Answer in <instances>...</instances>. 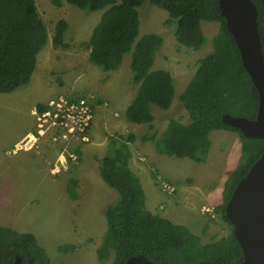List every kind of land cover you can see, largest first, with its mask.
I'll return each instance as SVG.
<instances>
[{
	"label": "trees",
	"instance_id": "16d2710c",
	"mask_svg": "<svg viewBox=\"0 0 264 264\" xmlns=\"http://www.w3.org/2000/svg\"><path fill=\"white\" fill-rule=\"evenodd\" d=\"M57 8L70 4L95 12L105 10L91 39L85 43L90 50L89 61L103 71L120 68L126 55L132 56L133 83L139 85L137 96L126 111L131 123L152 124L151 106L162 110L172 107L175 96L173 75L166 70H153L157 51L163 38L156 34L139 37L138 8L145 2L168 12L165 25L175 26L180 46L197 51L206 45L203 22H220L213 39V51L199 60L196 74L180 98L191 123L170 122L166 132L156 141L158 151L166 156L189 158L204 162L217 130L238 132L243 142V160L230 175L225 189L224 209L237 183L264 153V139H246L242 133L223 122L225 115L255 119L259 107L258 91L243 67L233 35L221 15L219 0H51ZM258 10V25L264 54V0H252ZM66 20L56 24L53 46L68 49ZM48 42V31L37 0H0V93H11L25 87L32 79L38 55ZM151 127V125H150ZM152 128V127H151ZM152 136L144 135L146 142ZM120 142L114 156L102 162V179L119 192V200L105 210L107 233L98 250L103 263L114 255L113 264H125L132 256L144 255L159 264H238L243 261L242 249L234 237L222 238L214 244L202 243V237L186 226L176 225L146 209V197L139 179L130 169L132 157L128 142ZM155 140V139H154ZM81 158L80 150L76 151ZM79 180L70 178L68 193L79 199ZM74 247H60L67 252ZM50 264L46 251L32 233H21L0 226V264Z\"/></svg>",
	"mask_w": 264,
	"mask_h": 264
},
{
	"label": "rangeland",
	"instance_id": "374dc122",
	"mask_svg": "<svg viewBox=\"0 0 264 264\" xmlns=\"http://www.w3.org/2000/svg\"><path fill=\"white\" fill-rule=\"evenodd\" d=\"M37 5L46 23L49 37L54 36L55 25L59 20L68 22L69 30L65 41L70 43L72 48L67 50L72 54L86 50L82 49L83 42H80L81 38L79 39L78 36L88 35L89 40L105 12L104 10L85 11L67 3L62 8H57L51 0H37ZM138 12L139 37L156 34L163 38V45L156 55L157 57L159 53L167 55V64L175 74L171 72L174 78L175 96L170 110L152 106L153 130L147 124L131 123L125 116L127 107L137 96L136 85L131 86L133 85L131 55L125 56L119 69L109 72L92 64L89 59L87 65H85L86 61L74 65L73 60L68 59H59L57 64L52 52L49 54L47 51L50 50L49 38L46 47L38 55L37 70L30 83L9 94L0 93V143L4 144L0 154L5 155L4 163L0 165V224L10 225L9 215L10 221L16 228L21 229V233L33 234L34 232L38 244L48 254L50 264H95L93 256L86 251L88 249L93 252L101 243L99 235L107 229L105 210L119 199L118 192L110 188L102 179L100 170L93 169L90 171V176L94 182L89 188L87 184L84 185L86 191L84 201L74 200L76 205L74 207L60 203L26 204V199L22 198L26 188L24 186L18 188L20 173L13 167L42 161V157L53 161L56 156L51 152L38 154L37 151L20 150L21 141L8 148L5 146L16 136L22 135L26 128L31 133H35L37 121L32 115L33 109L38 103H47L57 96L96 97L94 104L99 106L90 130V143L86 145L84 162L88 161L91 150L104 154L105 131H110L113 138H121V140H127L128 136L135 135L137 140L131 144V149H136L138 154L132 158L131 165L134 171L139 173L136 176L145 193L146 209L174 224L188 227L195 235H199V230L204 226L199 227L202 222L211 229L207 236H205L206 232L201 231L204 243H210L212 238H222L228 230L221 215L219 217L214 215L216 218L212 219L207 214L202 215L201 209L205 207L213 212L214 208L224 204L222 191L226 181L243 160V142L240 134L235 132L239 139V142L235 143L233 141L235 136H231L224 130L212 132L208 155L205 161L200 163L188 158L180 159L162 155L152 141L144 144L140 141L143 135L153 134L154 131H157L158 137H161L166 126H169L173 120H182L184 124L191 123L188 111L181 105L180 98L192 81L199 60L214 50L212 40L219 33L220 23L209 24L207 27L203 25L207 42L200 50L195 51L177 43L174 35L175 26L165 25L169 19L167 11L150 2H145L138 8ZM75 40L78 41L74 42ZM84 54L83 58H87L89 52L86 51ZM50 61L53 68H48ZM156 63L157 59L155 65ZM158 67L159 64L155 66V68ZM108 76L109 79L106 82ZM78 141H70L67 145L55 144L62 152L66 151L64 156L70 164L72 160H69L68 154H75L78 148H81ZM150 143L153 149L151 153L143 149ZM112 156L114 153L109 152L108 157ZM81 160L82 158H79L77 161ZM79 164L81 162L72 163L70 169ZM141 164L142 167H140ZM132 167L130 166L131 169ZM166 186L170 187V190L163 191L162 189ZM14 196L16 199L7 207L6 202ZM3 207L7 208L3 209ZM101 207L103 209H100ZM70 209L76 210L73 213ZM21 216L23 217L19 219L18 217ZM72 244H77L84 251L68 254L60 251V247ZM112 262L113 258L108 264Z\"/></svg>",
	"mask_w": 264,
	"mask_h": 264
},
{
	"label": "water",
	"instance_id": "95a60500",
	"mask_svg": "<svg viewBox=\"0 0 264 264\" xmlns=\"http://www.w3.org/2000/svg\"><path fill=\"white\" fill-rule=\"evenodd\" d=\"M240 52L243 67L258 91L259 107L255 119L225 115L223 122L238 129L246 139H264V54L258 25V10L251 0H219ZM244 259L239 264H264V153L236 185L225 207ZM21 263L17 258L15 264ZM125 264H159L144 255L129 258Z\"/></svg>",
	"mask_w": 264,
	"mask_h": 264
},
{
	"label": "crops",
	"instance_id": "0c3cea01",
	"mask_svg": "<svg viewBox=\"0 0 264 264\" xmlns=\"http://www.w3.org/2000/svg\"><path fill=\"white\" fill-rule=\"evenodd\" d=\"M209 24L218 25L219 22H203L202 23V27H203V25H206V27H207V26H209ZM78 37H79V39L81 38L80 42H83L81 44L82 45V49L84 48L86 50H82V51H80L79 53H76V54L70 53V51L67 50V49H56L53 46V42L50 41V45L48 46L50 48V50H47V51H48L49 54H51V52H52V55L54 57V61H56L57 64L59 62V59H68V60H73V64L74 65H77L79 63L82 64L81 61H86L85 65H87L88 59L90 57V50L88 49V47L86 45L84 46V44L89 42L91 37H90L89 40L87 39L88 35H85L84 37L83 36H78ZM78 40H75L74 42H77ZM67 44L69 45V48L71 49L72 47H71L70 43H67ZM86 51L89 52V55H88L87 58H83V56L85 55L84 53ZM167 57L168 56L165 55L164 53H159L158 57L156 55L155 62H156V59H157L156 65L159 64V67L155 68L156 65L154 64V70H156V71H158V70H166V71H169L170 73L172 72L174 74L173 70L170 69V66L167 64ZM40 61H41V59H40ZM48 68H53V66L51 65V61H50L49 65H48ZM130 68H131V64H130ZM159 68H162V69H159ZM106 78H107L106 79V82H107L108 79H109V76L106 77ZM134 85H136L135 90H136V92H138L139 85L133 83V85H131V86H134ZM174 87H175V85H174ZM127 89H129V88H127ZM93 98H96V97H93ZM133 101H132V103H133ZM101 102L103 103L102 99H101ZM39 104H41V103H38L37 105H39ZM153 106H155V105H153ZM128 107H127V109H128ZM151 111H152V106H151ZM121 116L123 117V115H121ZM125 116H126V113H125ZM126 119H127V117H126ZM168 124H169V122H168ZM147 125L149 126V128L151 130L154 129V121L152 122V124H147ZM150 125H151L152 128L150 127ZM167 128H168V125L166 126V128L164 130L165 132H166ZM110 130L114 131V129H110ZM224 131L228 132V134H230L231 136H235V138L233 140L235 143L239 142V139H238V137H237L235 132L227 131V130H224ZM29 132H30V130H28L26 128V131L22 135L16 136L14 138V140L12 142L6 144L5 147L6 148L11 147L12 144L15 145L19 141L25 140L26 139V134H28ZM105 135H106V137H105L106 151L104 152V154L101 155L99 152H97L95 150H91L89 152L88 161L84 162V159H85L84 158V154L86 153V151H85L86 150V145L90 143V142H88L87 144L84 145V148L81 151L82 156H83L82 163L79 164V165H76V166H72L69 172L65 171V172H63L60 175H53L51 173L52 165H54L55 160L57 159V157H58L59 153L61 152V150H60V148L57 147V145H55V144L51 145V144H49V142L46 143L45 146L41 145V148H40L39 151H37V153L39 154V153H44V152H51V154H55V156H56L55 160L52 161L49 158L42 157V161H35V162L30 163V164H25V165L21 164V165H17L15 167H13L14 170H16V171H18L20 173V176H19V178H20L19 180L20 181L18 183V188H20L22 186H24L26 188V192H24V196L22 197V198L26 199V204H30V203H33V202H34L35 205L60 203V204H66L68 207L76 206L75 203H74V200H72V198L70 197V195H69V193L67 191L69 183H70V178H75V179L79 180V188L77 189V194L79 195V199L77 201L78 202H83L84 201V197L86 196V191H85L84 185L87 184V188H89L91 186V184L94 182V180L90 176V171L92 169L96 170V171L100 170V173H101L102 162H103V160L105 158L108 157L109 152L115 153L116 152L115 150L118 147V145L120 144V142L122 141V142L126 143L127 140H128V137H129L128 136L126 138L127 140H121V138L115 139V138H113L112 133H110V131H108V130L105 131ZM146 135H149V134H146ZM158 135H159V133L157 131H154L153 134H150L149 136H152L150 138H154L155 140L154 139H149L148 141L143 142L142 141V137L144 136L143 135L140 138V141L143 144L144 143H149L150 141H152L153 144H155V147L157 149L156 141L163 136L162 133L160 134V136L162 135L161 137H158ZM136 140H137V136H136ZM131 144H132L131 142H128V145L130 147V151L132 153V157L130 159L129 166L132 167L131 160L138 153H137L136 149H134V150L131 149V146H132ZM3 145H4L3 143H0V151H1L2 147H3ZM242 147H243V145H242ZM143 149L146 150V151H149L150 153L153 152L152 143H150L148 147H143ZM157 151H158V149H157ZM158 152L160 154H162L160 151H158ZM26 153H28V152H26ZM162 155H164V154H162ZM61 158L64 160V157H61ZM4 159H5V155L0 154V165H2L4 163ZM140 167H142V164L140 165ZM132 169L134 171L133 167H132ZM133 173L136 176V174L138 172L134 171ZM94 176H95V173H94ZM118 195H119V192H118ZM15 196H16V194H15ZM15 196L12 197L11 199H9L6 202L7 207L10 204H12L13 201L16 199ZM119 198H120V195H119ZM7 207H3V209H6ZM100 209H103V207H101ZM75 210L76 209H70V211L73 212V213H74ZM19 214H21V213H19ZM8 217H9V224L10 225H2V224H0V226L5 227V228H10V229L15 230L17 232H22L21 229L16 228L12 224V222L10 221L11 218H10L9 215H8ZM22 217L23 216L18 217V218L21 219ZM25 218H26V216H25ZM26 232H28V231L26 230ZM33 235H34V232H33Z\"/></svg>",
	"mask_w": 264,
	"mask_h": 264
},
{
	"label": "built area",
	"instance_id": "2783aa9c",
	"mask_svg": "<svg viewBox=\"0 0 264 264\" xmlns=\"http://www.w3.org/2000/svg\"><path fill=\"white\" fill-rule=\"evenodd\" d=\"M88 102L89 100L86 98L58 96L53 98L42 110L36 108L34 115L36 116L37 130L21 141L20 150H39L45 143L43 139L48 132L53 134L49 144L81 135L90 126L93 119L92 109ZM72 158L76 159L74 156ZM61 171V165L56 164L52 167L51 173L57 175ZM166 188L170 190V187L166 186Z\"/></svg>",
	"mask_w": 264,
	"mask_h": 264
},
{
	"label": "clouds",
	"instance_id": "9594fccd",
	"mask_svg": "<svg viewBox=\"0 0 264 264\" xmlns=\"http://www.w3.org/2000/svg\"><path fill=\"white\" fill-rule=\"evenodd\" d=\"M252 1V0H251ZM64 5H66V4H64ZM60 21V20H59ZM58 21V22H59ZM57 22V23H58ZM68 23V22H67ZM220 23V22H219ZM220 25H221V23H220ZM55 28H56V25H55ZM68 32V31H67ZM54 37V36H53ZM53 37L51 36V37H49V35H48V40H49V38H50V41L51 42H53ZM214 39V38H213ZM213 41V40H212ZM48 43V42H47ZM47 45V44H46ZM46 47V46H45ZM44 50V49H43ZM42 52V51H41ZM40 52V53H41ZM37 66H38V64H37ZM36 70H37V68H36ZM35 73V72H34ZM34 75V74H33ZM33 77V76H32ZM26 87V86H25ZM24 88V87H23ZM2 94H9V93H2ZM58 97V96H57ZM68 97H72V98H76V97H78V98H86V99H88L89 100V105L91 106V109H92V121H91V124H90V126L86 129V131L85 132H83V133H81V135H79V136H77V137H75V138H71V139H66V140H59V141H57L56 143L55 142H53V144H58V143H64V144H68L70 141H75V140H79L78 142L80 143V145H81V148L79 147L78 148V150H80V151H82V145H85V144H87L88 142H90V140H89V134H90V130H91V127H92V124H93V121H94V119H95V117H96V113H97V109H98V104H94V102H95V100H96V98H93V97H87V96H68ZM52 100V99H51ZM50 100V101H51ZM49 101V102H50ZM49 102H47V103H43V104H39V105H36L35 106V108L33 109V111H32V115L34 116V117H36L35 115H34V111L36 110V108H39V109H41L42 110V108H44V107H46L47 105H48V103ZM258 113V112H257ZM36 130H37V125H36V128L34 129V131L36 132ZM217 131H220V130H217ZM214 132V131H213ZM232 132H234V131H232ZM238 133V132H237ZM29 134H31V131H30V133ZM239 134V133H238ZM211 135V134H210ZM52 136H53V134L51 133V132H48L47 133V135H46V137L43 139V141L45 142L43 145L45 146L46 145V143H50L51 141H52ZM85 138V139H84ZM209 139H210V136H209ZM53 144H51V145H53ZM40 150V149H39ZM39 150H34V151H39ZM65 152L66 151H61L60 153H59V157L57 158V161L54 163V165H56V164H58V165H61V169H62V171H61V173H59V174H57V175H60V174H62L63 172H65V171H68L69 169H70V166H71V164L72 163H77V162H81L82 163V160L81 161H77L80 157L77 155V153H75V154H68V156L70 157L69 158V160H72V163L70 164V162L65 158ZM72 156H74V157H76V159H73L72 158ZM262 156V155H261ZM61 157H64V160L61 158ZM81 158H83V157H81ZM80 158V159H81ZM189 159V158H188ZM192 160V159H191ZM61 161H62V164H61ZM54 165H52V167L54 166ZM254 165V164H253ZM252 165V166H253ZM251 166V167H252ZM238 168V167H237ZM236 168V169H237ZM235 169V170H236ZM234 170V171H235ZM250 170V169H249ZM233 171V172H234ZM249 172V171H248ZM232 174V173H231ZM230 174V175H231ZM54 175V174H53ZM247 175V174H246ZM245 175V176H246ZM230 177V176H229ZM229 177H228V179H229ZM228 179H227V181H228ZM243 179V178H242ZM241 179V180H242ZM240 180V181H241ZM226 181V182H227ZM239 181V182H240ZM238 182V183H239ZM237 183V184H238ZM162 187V186H161ZM113 189V188H112ZM225 189H226V185H225V188L223 189V191H222V194L224 195V199H225ZM235 189V188H234ZM163 191H165V190H168L167 188H163L162 189ZM234 191V190H233ZM233 193V192H232ZM231 198V197H230ZM73 200V199H72ZM78 200V199H77ZM230 200V199H229ZM228 203V202H227ZM224 204H225V200H224ZM223 204V205H224ZM223 205H221V206H223ZM227 205V204H226ZM220 207V206H219ZM226 207V206H225ZM218 208V207H217ZM217 208L215 209H213V212H211L210 211V209H206L205 207H203L202 209H201V212H202V215H208V216H210V218H212V219H215L216 217H214V215H216L217 217H219L220 215L222 216V221L224 222V223H226L227 224V226H228V230L224 233V236L223 237H229V236H231V234H233V229L234 228H231L230 227V225L225 221V219H224V217H223V214L221 213V212H219V211H217ZM207 210H209V211H207ZM224 215H225V209H224ZM225 218H226V216H225ZM227 219V218H226ZM170 221V220H169ZM228 221V220H227ZM173 223V222H172ZM230 223V222H229ZM231 224V223H230ZM177 225V224H176ZM232 225V224H231ZM237 240V239H236ZM239 243V242H238ZM240 245V244H239ZM243 252V251H242ZM133 257V256H132ZM131 258V257H130ZM243 259H244V255H243ZM126 263V262H125ZM241 263V262H240ZM239 264V263H238Z\"/></svg>",
	"mask_w": 264,
	"mask_h": 264
},
{
	"label": "flooded vegetation",
	"instance_id": "af4514ba",
	"mask_svg": "<svg viewBox=\"0 0 264 264\" xmlns=\"http://www.w3.org/2000/svg\"><path fill=\"white\" fill-rule=\"evenodd\" d=\"M76 202V201H75ZM166 219V218H165ZM202 225H204L202 228H201V226ZM199 227L201 228V230H199V235L202 237V234H201V231L202 232H206L205 234V236H207L208 235V232H210L211 231V229H209V227L207 226V225H205V224H202V222L200 223V225H199ZM106 233H107V229H106V231L104 232V230H103V232L99 235V237H100V244L98 245V247H97V249L96 250H93V252L90 250H88L87 249V253H89L90 255H92L93 256V258H94V262H95V264H108L109 262H110V259L111 258H113V261H114V255H111L110 257H109V259L108 260H106L105 262H101L100 260H99V258H98V250H100V248L102 247V245H103V243H104V239H105V236H106ZM92 235H95V234H92ZM98 236V235H97ZM222 238H225V237H222ZM222 238H219V239H217V238H212L211 239V242L209 243H204L203 242V237H202V243H204V244H214V243H216V242H218V241H220ZM78 243H79V241H78ZM77 243V244H78ZM77 244H72V245H68V246H70V247H74V249H72V250H70L69 249V251H67V252H63V253H66V254H68V253H73L74 251H84V249L83 248H80V246H78ZM111 264V263H110ZM112 264H113V262H112Z\"/></svg>",
	"mask_w": 264,
	"mask_h": 264
}]
</instances>
